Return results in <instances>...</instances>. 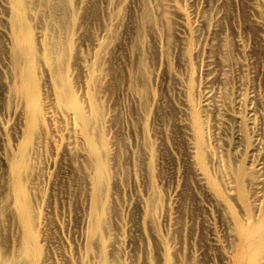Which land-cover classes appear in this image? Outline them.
Wrapping results in <instances>:
<instances>
[{
  "label": "rangeland",
  "instance_id": "rangeland-1",
  "mask_svg": "<svg viewBox=\"0 0 264 264\" xmlns=\"http://www.w3.org/2000/svg\"><path fill=\"white\" fill-rule=\"evenodd\" d=\"M263 210L264 0H0V264H264Z\"/></svg>",
  "mask_w": 264,
  "mask_h": 264
},
{
  "label": "bare ground",
  "instance_id": "bare-ground-1",
  "mask_svg": "<svg viewBox=\"0 0 264 264\" xmlns=\"http://www.w3.org/2000/svg\"><path fill=\"white\" fill-rule=\"evenodd\" d=\"M17 3V2H16ZM23 6H25V5H23ZM27 7V6H26ZM19 9V8H18ZM24 9V8H23ZM22 17V16H21ZM21 17H19V19H18V29H16V35H15V42H16V48H15V50L18 52V54H17V58H19V56H21L22 54H25L26 55V66H25V69L23 68V77H22V83H23V85H24V93H25V95L27 96V97H31V100H32V98H33V95H34V93H33V85H34V82H33V78H32V73H34L33 72V67H32V61H33V59H34V57H35V54H36V50H35V45H34V41H33V39H32V32H31V30L28 28V26H27V28L25 27V30H24V32L21 30V27H22V24L24 23V22H22V24L20 25V23H21ZM24 25H25V23H24ZM39 45V44H38ZM48 51V50H47ZM47 53H49V52H47ZM51 53V52H50ZM24 56V55H23ZM37 58V57H36ZM18 60V59H17ZM37 62V61H36ZM38 70V69H37ZM43 70V69H42ZM38 73V72H37ZM35 80V79H34ZM10 84V83H9ZM38 91V90H37ZM37 95V94H36ZM36 97V96H35ZM37 98V97H36ZM30 100V99H29ZM69 100V99H68ZM33 101V100H32ZM81 102V101H80ZM30 103V102H29ZM32 104H34V103H32ZM74 105V104H73ZM32 106V105H31ZM75 106V105H74ZM76 108H77V106H75ZM31 110V109H30ZM29 110V111H30ZM32 110H33V108H32ZM74 110H77V109H74ZM78 110H80V108L78 109ZM100 112V111H99ZM68 113V112H67ZM74 113H76V112H74ZM32 114V112L29 114V115H31ZM34 114V113H33ZM81 114V113H80ZM94 114H95V112H94ZM28 115V116H29ZM76 115V114H75ZM34 117V116H33ZM30 118V117H29ZM86 118V117H85ZM94 118H95V116H94ZM36 119V118H35ZM72 119H73V117H72ZM76 119V118H75ZM37 120V119H36ZM35 120V121H36ZM90 120H92V122H94L93 121V119H90ZM89 122V121H88ZM88 122H86L85 120H82V124H84V125H87L86 123H88ZM29 123V122H28ZM78 123V122H77ZM81 124V125H82ZM36 125V124H35ZM92 125V124H91ZM33 126H34V124H33V118H31V120H30V130H29V135H31V133H32V130H33ZM35 134V133H34ZM106 168H107V164H105L104 165V169L106 170ZM105 173V172H104ZM103 173V174H104ZM105 185V184H104ZM97 188H98V190H99V185H97ZM31 210V209H30ZM264 211V210H263ZM21 213H22V216H23V219H24V221H25V223L26 224H28V218H29V215H28V213H27V211L26 210H21ZM260 216V215H259ZM260 218V217H259ZM29 232H30V230H29ZM261 233H262V231H261ZM31 243V242H30ZM22 246V245H21ZM32 246V245H31ZM24 247V246H23ZM30 249V248H29ZM24 250V249H23ZM29 253H30V251H28ZM32 252V251H31ZM31 254V253H30ZM28 256H29V254H28ZM32 255H30V257H31ZM29 258V257H28ZM32 261V260H31Z\"/></svg>",
  "mask_w": 264,
  "mask_h": 264
}]
</instances>
